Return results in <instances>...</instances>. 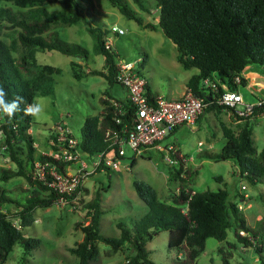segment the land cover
I'll return each instance as SVG.
<instances>
[{
    "label": "trees",
    "instance_id": "16d2710c",
    "mask_svg": "<svg viewBox=\"0 0 264 264\" xmlns=\"http://www.w3.org/2000/svg\"><path fill=\"white\" fill-rule=\"evenodd\" d=\"M4 1L8 4L0 6V22L17 30L20 51H16L14 42L9 43L0 37V85L6 90L8 100L19 96L23 97L24 103L20 106L21 111L11 120L0 118V153L4 151L5 157L15 164V168L1 167L0 178L7 181L13 177H23L30 189H27L29 193L20 202L12 198L10 192L0 184V264H4L17 243L22 246L24 254L40 245L38 238L25 237L21 231V228L32 224L36 208L50 206L61 198L71 200L77 193L60 195L43 184L34 174V163L44 161L45 157L37 153L33 146L32 117L23 112V108L37 97L54 93L53 76L60 73L58 67L38 63V51L56 50L73 58L89 60L86 47L67 41L53 26L80 22L87 24V31L94 40L93 51L103 56L104 66L101 69H89L86 72L82 70L80 63L71 61L70 68L74 77L80 79L88 74H95L104 76L110 84L117 83L116 53L104 47L108 30L103 29L100 24L89 23L84 13V6L92 7V0H61L64 5L59 9L47 7L49 2L56 0ZM134 1L142 10H149L142 0ZM109 2L140 26L151 30L159 29L177 48V61L185 69H198V73L193 74L186 82V88L191 89L192 93L202 98L206 104L197 123L204 114L213 110H227L233 113V109L217 102V97L223 92L221 84H226L230 90L245 87L247 79L241 74L250 67H255L260 74H264V0H155L157 25L153 22L144 23L127 0ZM145 61L144 57L142 66ZM216 75L218 80L214 79ZM236 76L240 77L239 83L235 82ZM206 78L217 83V91L212 92L211 88L202 86V81ZM104 93L105 96L100 98L104 105L103 113L86 117L80 128L79 146L90 154L106 148L107 129L120 127L112 118L118 116L124 121L126 117L118 113L108 92ZM146 95L150 100L156 95L148 83ZM127 101L125 98L121 103L124 105L123 109L129 113L132 109L125 103ZM263 112L264 104L255 108L250 116L239 117L244 122L237 133L223 126L222 133L226 142L221 151H204L198 155L199 158L230 160L238 166L240 175L249 182L264 183V147L258 152L254 146L250 121ZM171 156L176 160L171 178L179 179L180 191L173 196L171 202H163L158 200L156 190L149 183L133 180L135 192L148 210L134 220L131 227L119 220L118 237L99 233L100 218L103 214L99 200L96 198L86 205L91 214L89 223L76 224V227H81L84 236L76 247L71 248V252L79 259L78 264L100 261L96 241H101L114 250L127 243L132 249L128 256L129 264H155L150 259L145 245L153 235L163 230L169 232V247L187 249L185 257L178 259L177 264H196L197 257L205 249L207 238L227 244L224 250L220 248L221 264H231V249L236 246L227 240L228 230H231L236 240L245 247H255L258 253L264 251L263 244L258 246L253 242L259 233L264 234L260 229L264 222L259 229L253 230L247 224L242 210L238 208L239 203L230 201L229 194L224 189H186L187 182L197 171L185 168L184 159L178 153ZM134 163L135 159H132V164ZM59 169L63 171V166L59 165ZM183 171L185 178L179 176ZM9 205H16L20 228L8 219L3 211V207ZM241 231L244 234H241ZM260 263L264 264L263 256H260Z\"/></svg>",
    "mask_w": 264,
    "mask_h": 264
},
{
    "label": "rangeland",
    "instance_id": "374dc122",
    "mask_svg": "<svg viewBox=\"0 0 264 264\" xmlns=\"http://www.w3.org/2000/svg\"><path fill=\"white\" fill-rule=\"evenodd\" d=\"M92 2V7L84 6L88 22L92 25L100 24L103 29L108 30L112 49L119 56L128 60H140L145 57V75L155 91L173 99L185 92L186 82L197 68L185 69L177 61V48L171 40L159 29L144 28L135 20L127 18L109 0ZM127 2L144 23L153 22L157 25L155 0H142L149 10H142L134 0ZM6 4L8 3L0 0V6ZM63 5L61 0H56L49 2L47 7L59 9ZM113 25L122 28L124 34L112 33ZM53 28L67 41L86 47L89 51V60L73 58L56 50L36 53L38 63L60 68V73L53 76L54 93L39 96L47 101L45 115L40 119L32 118L31 134L33 141L39 144L36 148L37 153L41 154L49 150L51 135L54 134L53 127L57 123L66 124L79 140L80 128L86 117L103 113L104 105L100 98L105 96L104 92H108L113 100H125L127 96L123 86L119 83H108L104 76L88 74L80 79L73 76L70 68V62L73 60L80 63L85 72L104 66L103 56L93 51L94 40L87 31V24L83 22L72 25L57 24ZM0 37L9 43L14 42L16 51H20L17 30L8 28L4 22H0ZM256 72L259 71L256 69ZM214 77L218 80L217 75ZM239 91L246 101L255 99L244 87H240ZM254 118L250 120L252 137L259 152L264 147V112ZM243 122V119L231 111L213 110L204 114L194 126L179 127L161 142V146L174 145L179 152L178 155L184 159L185 168L197 171V174L187 182L186 189L191 187L194 191L226 190L230 201L243 205L242 212L247 224L253 230H257L264 222V183L249 182L240 175L238 166L230 160L214 161L198 156L204 151L220 152L226 142L222 133L223 126L237 133ZM126 154L127 158L121 159L117 168L101 167L88 175L73 199H63L50 206L36 208L32 224L21 228V231L25 237L38 238L40 245L24 254L22 246L19 243L15 244L4 264H78L79 259L71 252V248L76 247L83 239L84 233L76 224L89 223L91 214L89 207L86 206L88 203L96 198L99 200L100 208L103 210L99 233L110 237L119 236L120 230L117 227L119 220H123L131 227L134 220L147 212L148 207L135 192L133 180L149 183L156 190L158 200L171 202L173 196L180 191L181 182L175 177L171 178L176 160L171 158L170 153L149 150L144 156L137 157L134 164L129 158V149L126 150ZM5 156L4 151L0 153V168H15V164ZM169 157L172 160L169 161ZM179 176L185 178V172ZM0 184L10 192L12 198L20 202L29 193L27 189H30L23 177H13L7 181L0 178ZM3 211L8 219L20 228L16 205L3 207ZM168 237L169 232L163 230L146 242L149 257L155 264H177L178 259L185 257L187 249L169 247ZM227 240L236 246L231 249V264L239 262L261 264L260 256L264 258V251L258 253L255 247H245L236 240L231 230H228ZM253 242L258 246L263 244L264 249V234L259 233ZM96 245L100 261L93 264H129L128 256L132 249L127 243L117 250L101 241H96ZM226 247L227 244L224 242L207 238L205 249L197 257L196 264H221L220 248L224 250Z\"/></svg>",
    "mask_w": 264,
    "mask_h": 264
},
{
    "label": "built area",
    "instance_id": "2783aa9c",
    "mask_svg": "<svg viewBox=\"0 0 264 264\" xmlns=\"http://www.w3.org/2000/svg\"><path fill=\"white\" fill-rule=\"evenodd\" d=\"M111 32L124 34V30L115 25L111 27ZM104 47L113 50L109 36L104 41ZM115 53V80L125 88L128 100L125 103L129 104L132 111L127 113L126 109H123L121 101L125 100H111L118 113L126 117L124 121L118 116L112 118L120 127L105 131L107 146L95 154L80 148V141L68 126L57 123L53 127L54 138L50 140L49 150L42 153L44 161L34 163V174L43 184L60 195L69 196L78 192L84 179L99 167L117 168L119 161L127 158V149L130 151V159L142 157L149 150L166 151L170 156L179 154L174 145L162 147L161 142L181 126H194L204 112L206 104L203 99L187 88L181 96L174 99L158 94L150 100L146 95L147 78L145 68L141 65L143 59L128 60L119 56L116 51ZM235 82H240L239 76L235 77ZM202 86L211 88L212 92L218 88L217 83L209 78L202 81ZM221 87L223 92L217 97L218 104L233 109V113L238 117L250 116L255 108L264 104V95L246 101L239 90H230L224 83ZM33 146L37 148L39 144L34 141ZM168 160L172 159L169 157ZM59 165L63 166V171L59 169ZM238 208L243 210V205L238 204ZM240 233L244 234L243 231Z\"/></svg>",
    "mask_w": 264,
    "mask_h": 264
},
{
    "label": "clouds",
    "instance_id": "9594fccd",
    "mask_svg": "<svg viewBox=\"0 0 264 264\" xmlns=\"http://www.w3.org/2000/svg\"><path fill=\"white\" fill-rule=\"evenodd\" d=\"M7 92L0 85V118L11 120L15 114L21 111V104L24 103L23 97L17 96L12 100L7 99ZM47 101L44 97H37L32 103L23 108V112L27 116L34 119H40L46 113Z\"/></svg>",
    "mask_w": 264,
    "mask_h": 264
},
{
    "label": "crops",
    "instance_id": "0c3cea01",
    "mask_svg": "<svg viewBox=\"0 0 264 264\" xmlns=\"http://www.w3.org/2000/svg\"><path fill=\"white\" fill-rule=\"evenodd\" d=\"M250 71H252V73H249ZM197 73H198V69L193 74H197ZM241 75L247 79V83H246L244 88L247 89L254 98L256 96L260 97V96L264 95V89H263L264 88V74H260L259 72H256L255 67H250L247 70H245L244 72H242ZM147 83L149 84L148 81H147ZM251 84H253V86H250ZM150 87H151V85H150ZM151 89L156 95L160 94L159 92L155 91L152 87H151ZM111 100H113V99H111Z\"/></svg>",
    "mask_w": 264,
    "mask_h": 264
},
{
    "label": "water",
    "instance_id": "95a60500",
    "mask_svg": "<svg viewBox=\"0 0 264 264\" xmlns=\"http://www.w3.org/2000/svg\"><path fill=\"white\" fill-rule=\"evenodd\" d=\"M78 58V57H77ZM262 231H264V226L261 228Z\"/></svg>",
    "mask_w": 264,
    "mask_h": 264
}]
</instances>
